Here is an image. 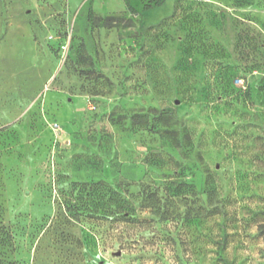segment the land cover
Here are the masks:
<instances>
[{
	"label": "rangeland",
	"instance_id": "obj_1",
	"mask_svg": "<svg viewBox=\"0 0 264 264\" xmlns=\"http://www.w3.org/2000/svg\"><path fill=\"white\" fill-rule=\"evenodd\" d=\"M262 225L264 0H0V264H264Z\"/></svg>",
	"mask_w": 264,
	"mask_h": 264
},
{
	"label": "built area",
	"instance_id": "obj_2",
	"mask_svg": "<svg viewBox=\"0 0 264 264\" xmlns=\"http://www.w3.org/2000/svg\"><path fill=\"white\" fill-rule=\"evenodd\" d=\"M67 45L66 44H62L61 48L63 49V51L65 50L66 51V47Z\"/></svg>",
	"mask_w": 264,
	"mask_h": 264
},
{
	"label": "trees",
	"instance_id": "obj_3",
	"mask_svg": "<svg viewBox=\"0 0 264 264\" xmlns=\"http://www.w3.org/2000/svg\"><path fill=\"white\" fill-rule=\"evenodd\" d=\"M262 227L264 228V225H262ZM262 232H264V229L262 230Z\"/></svg>",
	"mask_w": 264,
	"mask_h": 264
}]
</instances>
